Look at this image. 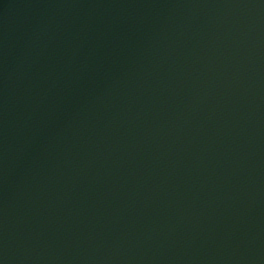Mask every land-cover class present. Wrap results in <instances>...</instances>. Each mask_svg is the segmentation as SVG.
Returning <instances> with one entry per match:
<instances>
[{
	"label": "water",
	"instance_id": "water-1",
	"mask_svg": "<svg viewBox=\"0 0 264 264\" xmlns=\"http://www.w3.org/2000/svg\"><path fill=\"white\" fill-rule=\"evenodd\" d=\"M0 264H264V0H0Z\"/></svg>",
	"mask_w": 264,
	"mask_h": 264
}]
</instances>
